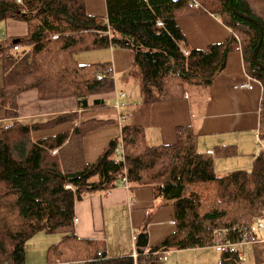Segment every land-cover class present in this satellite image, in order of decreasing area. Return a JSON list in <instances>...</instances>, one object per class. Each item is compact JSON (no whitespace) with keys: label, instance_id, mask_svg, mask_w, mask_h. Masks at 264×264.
<instances>
[{"label":"trees","instance_id":"1","mask_svg":"<svg viewBox=\"0 0 264 264\" xmlns=\"http://www.w3.org/2000/svg\"><path fill=\"white\" fill-rule=\"evenodd\" d=\"M106 8V17H97L87 13L85 0H0V25L15 19L29 26L25 38L0 45V114L17 119L18 99L31 91L41 101L76 98L84 107L42 125L14 123L0 129V264H26V245L41 232L62 236L49 248V264H135L132 256L108 258L99 242L75 233V205L112 192L124 178L130 191L150 189L155 202L162 201L134 238L138 264H155L169 251L213 247L217 230L264 218V151L251 169L219 175L214 158L199 151L191 127L179 128L173 145L150 146L143 128L125 123L121 138L87 164L85 138L105 122L82 119L109 107L103 100L89 106L88 99L110 94L116 85L110 62L75 59L94 49L132 50L143 102L157 103L184 98L190 86L209 89L229 54L241 51L248 75L264 91V69L253 62L256 52L264 67V40L256 51L260 27L264 34V0H106ZM200 14L219 18L230 37L205 50L192 48L177 22ZM262 115L259 139L264 141V93ZM63 124L74 128L35 138ZM165 206L175 211L176 230L149 249V225ZM257 247L264 245L250 250ZM259 254L254 264L260 263ZM220 256L219 264L246 263L239 252Z\"/></svg>","mask_w":264,"mask_h":264},{"label":"crops","instance_id":"2","mask_svg":"<svg viewBox=\"0 0 264 264\" xmlns=\"http://www.w3.org/2000/svg\"><path fill=\"white\" fill-rule=\"evenodd\" d=\"M85 5L89 15L106 17V0H85ZM177 23L189 45L198 50L223 43L231 35L220 19L211 14L181 18ZM28 33L27 23L8 19L0 25V45L9 40L25 38ZM104 50L109 55L108 57L105 54V59L109 60L99 63L112 64L111 71L116 88L110 94L91 96L88 99L89 106H93L96 100H103L109 107L86 114L82 119L83 122H105V125L85 138L87 164L95 163L110 141L120 139L123 124L129 123L145 130L146 142L150 146L173 145L177 142V130L191 127L198 135L199 151L207 155L213 153L210 156L214 158L215 171L219 175L252 168L259 153L264 91L260 82L255 84L253 90L238 88L240 84L249 83L241 51L229 54L225 70L208 90L194 94L188 89L185 97L181 99L144 103L140 92V74L133 65L134 52L121 48ZM3 86L4 65L0 62V89ZM121 94H125L124 99H121ZM120 102H125L127 109H118ZM18 105L17 119L8 120L0 114V129L14 123L42 125L59 116L84 109L76 98L41 101L37 91L20 96ZM73 128L72 124H63L37 133L35 138L56 136ZM160 203V200L155 202L150 189L130 191L123 184L106 195L94 194L75 205L76 236L79 239L99 242L110 259L132 256L136 233L142 229L148 213L155 211ZM175 221L172 207L165 206L157 210L149 225V249L175 232ZM51 246L41 252L39 261L33 263H27L26 246V264H49L45 256ZM257 250L263 255L264 247L247 250L251 255L248 264L256 262ZM187 251L192 253L187 254ZM212 251V247L169 251L163 255L166 259L160 263L168 264L175 256L177 264H190L192 261L196 264H218L221 256L215 254L217 251Z\"/></svg>","mask_w":264,"mask_h":264},{"label":"built area","instance_id":"3","mask_svg":"<svg viewBox=\"0 0 264 264\" xmlns=\"http://www.w3.org/2000/svg\"><path fill=\"white\" fill-rule=\"evenodd\" d=\"M18 3L21 2V0H17ZM196 9H200L201 6L196 2L193 4ZM161 25V23H159ZM57 37H54L53 39H56ZM19 47L15 48V51H19ZM186 55H188L187 52H185ZM104 75V74H100ZM247 79H249V83H243L238 85V88L240 89H248L253 90L255 88V84H258L259 81L256 79L248 76ZM121 99H124L125 94L120 95ZM127 105L125 102H120L118 104V109H127ZM258 148L259 152L264 151V141L258 140ZM119 154V160H123L122 151H118ZM212 155L213 153L210 152ZM209 154V155H210ZM123 185L128 188L129 184L126 178L123 179ZM67 189H71L70 186H67ZM77 223V220H75ZM257 245H264V218L259 219V222H255L254 224L250 226H237L236 228L226 229V230H217L214 235V244L213 249L217 251L220 254H225L229 252H239L241 256L244 255L241 251L243 250H250L252 247ZM132 258L135 262V264H138V256L137 253L134 250V253L132 254ZM165 258V257H164ZM163 257L157 261L155 264L160 263L161 261L165 260Z\"/></svg>","mask_w":264,"mask_h":264},{"label":"rangeland","instance_id":"4","mask_svg":"<svg viewBox=\"0 0 264 264\" xmlns=\"http://www.w3.org/2000/svg\"><path fill=\"white\" fill-rule=\"evenodd\" d=\"M105 54L108 55V53L104 49H94L91 51L78 53L75 56V59L80 64L99 63V62H104V61L109 60V58L105 59ZM108 57H109V55H108ZM110 61H111V58H110ZM137 87L139 88V86H137ZM198 88H199L198 86H190L189 90L194 94L201 92V90H204V91L208 90V89H198ZM127 99H128V97H127ZM54 154H56V152H54ZM173 224L176 228V221L173 222ZM60 241H62V236L60 234H47V233H43V232L37 234L26 245L27 246V263H33L35 261H39V259L41 258V252L43 250L46 251L49 246L55 245V244L59 243ZM45 246H46V248H43ZM48 251H49V249H48ZM48 251H47L46 256H45V259L47 261H48V259H47L48 258ZM213 252H215L214 249H213L212 253ZM241 252L245 254V257H244V258H246L245 264H248L247 262H249V259L251 258L250 252L249 251L244 252L243 250ZM191 253H192L191 251H187V254H191ZM215 254L220 257V253L215 252ZM162 257H159L157 259V261H159ZM244 258H243V261H244ZM218 260H219V258H218ZM187 261H189V259ZM263 261H264V255L259 254L257 262H260L259 264H264ZM159 264H166V263H159ZM168 264H177V261L175 260V256L173 257L172 261ZM179 264H183V263L179 262ZM190 264H196V263L192 261V262H190ZM218 264H219V262H218Z\"/></svg>","mask_w":264,"mask_h":264},{"label":"water","instance_id":"5","mask_svg":"<svg viewBox=\"0 0 264 264\" xmlns=\"http://www.w3.org/2000/svg\"><path fill=\"white\" fill-rule=\"evenodd\" d=\"M240 16L243 17V15H240ZM263 40H264V34H263V30H262V28L260 27V41H259V45H258L256 51H257V50L260 48V46L262 45ZM253 62H254L255 65L258 66L259 68L264 69V67L261 66V65L259 64V62L257 61V53H256V52L253 54ZM255 222H256V223L259 222V219H256Z\"/></svg>","mask_w":264,"mask_h":264}]
</instances>
